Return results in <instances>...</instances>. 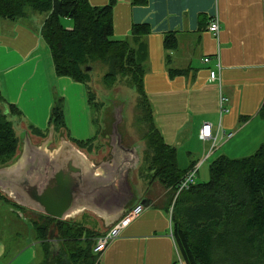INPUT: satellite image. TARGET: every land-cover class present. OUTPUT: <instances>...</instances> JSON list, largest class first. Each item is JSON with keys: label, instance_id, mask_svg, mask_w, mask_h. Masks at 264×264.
<instances>
[{"label": "crops", "instance_id": "0c3cea01", "mask_svg": "<svg viewBox=\"0 0 264 264\" xmlns=\"http://www.w3.org/2000/svg\"><path fill=\"white\" fill-rule=\"evenodd\" d=\"M88 1L101 6L109 0ZM113 15L118 39L133 42V24L145 23L151 28L142 37L147 45L144 87L156 125L168 145L177 150L184 147L188 158L195 155L202 160L220 152L248 156L264 143V116L260 113L264 104V0H116ZM32 18L28 25L0 19V91L7 101L1 109L13 122L20 140L15 158L6 165L39 148L53 152L66 140L100 166L113 157L110 142L98 137L107 138L106 121L102 119V128L95 122L82 83L56 74L49 47L40 34L45 17ZM213 18L220 22L216 36L208 30ZM64 22L71 27L70 20ZM171 31L176 32L178 46L167 61L164 36ZM206 56L211 57L209 62L204 61ZM170 67L188 72L171 78ZM211 70L218 74L216 81L210 80ZM56 97L63 99L65 126L50 136V113ZM221 97L226 98V110L220 107ZM9 103L20 114H10ZM204 123L212 124L213 138L201 139ZM91 139L88 146L78 145ZM122 145L135 151V163L127 176L133 198L106 216L115 218L108 225L91 210H83L72 219L89 214L91 224L105 231L118 215L122 217L128 208L147 198L150 206H145L101 253L100 264H174L178 249L171 235L170 209L176 194L172 200L170 188L141 169L138 150ZM201 145L209 146L202 159ZM6 215L11 222L5 221ZM23 215L0 203V264L35 262L38 245L32 224Z\"/></svg>", "mask_w": 264, "mask_h": 264}, {"label": "trees", "instance_id": "16d2710c", "mask_svg": "<svg viewBox=\"0 0 264 264\" xmlns=\"http://www.w3.org/2000/svg\"><path fill=\"white\" fill-rule=\"evenodd\" d=\"M115 3L116 0H109L105 5L95 6L88 0H0V19L28 25L32 16L45 14L40 34L49 47L58 76L80 82L86 89L100 70L101 82L107 90L117 88L122 80L136 90L138 120L144 123L146 142L141 169L148 170L153 179L170 188L173 200L184 174L200 160L187 169L180 168L177 148L164 141L144 87L147 45L142 37L151 28L145 23L133 24V42L116 38ZM67 19L71 27L65 25ZM177 46L176 32L166 33L167 61ZM168 72L173 78L187 74L188 70L170 67ZM88 92L89 102L96 105L92 89ZM5 103L0 91V166L15 158L20 142L13 122L1 109ZM8 106L10 114H20L16 106L11 103ZM110 106L111 111L121 115L122 106L115 108L113 101ZM260 113L264 116V104ZM49 125L55 131L65 126L62 98H55ZM34 131L40 133L38 129ZM92 141L78 145L85 147ZM209 170L208 181L194 182L180 191L173 202L172 237L184 264H264V143L245 157L220 155ZM0 203L18 214L28 210L35 215L31 224L38 248L33 264H100L101 253L94 249L96 238L106 230H99L88 218L58 220L17 204L1 191Z\"/></svg>", "mask_w": 264, "mask_h": 264}, {"label": "water", "instance_id": "95a60500", "mask_svg": "<svg viewBox=\"0 0 264 264\" xmlns=\"http://www.w3.org/2000/svg\"><path fill=\"white\" fill-rule=\"evenodd\" d=\"M114 125L110 141L113 157L100 166H95L71 142L62 140L53 152L39 148L12 165L1 166L0 191L19 205L58 220H69L83 210H91L110 224L115 218L106 216L133 198L127 176L136 159L134 149L122 145ZM53 132L52 125L50 136ZM141 203L151 204L147 198Z\"/></svg>", "mask_w": 264, "mask_h": 264}, {"label": "rangeland", "instance_id": "374dc122", "mask_svg": "<svg viewBox=\"0 0 264 264\" xmlns=\"http://www.w3.org/2000/svg\"><path fill=\"white\" fill-rule=\"evenodd\" d=\"M35 16H38V17L41 16L42 18H44L45 14L37 13ZM86 89H87V92L85 93V98L88 101V105H89L88 107H89L90 114L96 117L95 122L99 123V126L102 128L101 123H103L104 120L106 121V127L105 125L103 126L105 127V134L107 138L98 136L100 140H104L106 144L107 142L109 143L111 141V134L113 133V128L115 126L114 124H116L117 129L119 130L122 143L135 148L136 151L138 150V152L140 153L141 160H142L143 153L146 149V142L143 139L144 123L140 120V118L138 120V110L136 109L138 95H137L136 90L130 87L129 83L123 80L121 83L117 85V88L113 90H107L101 82V71L100 70H98V72L95 74V79L91 87L86 88ZM91 89H92V92L94 93L95 100L97 102L96 105L95 103H92V102L90 103L88 100L90 97L88 91H90ZM102 101L103 102L105 101L104 104L102 103ZM111 101H113V105H115V107L122 106L121 115L117 111L114 112L113 109L111 111V106H110ZM117 116H122V117L120 118ZM102 119H103V122H102ZM106 144H103V146L106 147ZM100 147H98L97 149H99ZM204 149L208 150L209 146H202V145L200 146V152L202 154L201 159L205 157V155H203ZM235 153H242V154H234L235 156L233 158L245 157L246 155L243 152H235ZM220 155H227V154L224 152H220L217 156L211 157L210 159L207 158L204 160L203 165L200 168V172H198L196 175L195 183L206 182L210 179L209 166ZM187 156H188V153L185 151L184 147L177 150V159H178L180 168H183L184 166L189 165L192 161H199L197 160L198 157H196L195 155L191 156V158H188ZM229 157H232V156L229 155ZM149 175H150V178H152L151 172H149ZM23 213L24 215L22 216V218L27 222H31L32 220L31 218L35 216L34 214H31L30 212H28V210ZM88 215H85L84 217L90 218L89 217L90 215L89 216ZM84 217L80 215L77 217V220L82 221ZM5 221L11 222L12 218L6 215Z\"/></svg>", "mask_w": 264, "mask_h": 264}, {"label": "built area", "instance_id": "2783aa9c", "mask_svg": "<svg viewBox=\"0 0 264 264\" xmlns=\"http://www.w3.org/2000/svg\"><path fill=\"white\" fill-rule=\"evenodd\" d=\"M208 30L213 33L215 36L218 35L219 31H220V22L218 20V18H213L209 25H208ZM211 59L210 56H206L204 58L205 62H209ZM219 68H221L220 64H219ZM218 78V74L216 71H210V80L212 81H216ZM226 98L221 97V103H220V107L222 110H226L224 108V103H225ZM232 133L228 134V137H231ZM201 139L205 140L208 138H213V127L211 123H204L202 125V129H201V134H200ZM208 156H206L207 158ZM202 159L200 160L197 164H195L191 169H189L184 176L182 177L179 186H178V190L176 192V195L184 190V189H188L190 188V186L195 182V177L196 174L201 166V164L204 162V160L206 159ZM145 205H143L141 202L136 203L134 206L128 208L123 216L117 220L116 222L113 223V225L105 231L104 234H102L101 236L96 238V245H95V251L97 253H102L104 250H106V248L108 247V245L116 238H118L123 231L128 228L130 226V224L136 220L145 210ZM171 214L173 211V206L170 209ZM171 235H172V230H171ZM176 264H184V261L181 257V255L179 254V252L177 253V257L175 259Z\"/></svg>", "mask_w": 264, "mask_h": 264}, {"label": "flooded vegetation", "instance_id": "af4514ba", "mask_svg": "<svg viewBox=\"0 0 264 264\" xmlns=\"http://www.w3.org/2000/svg\"><path fill=\"white\" fill-rule=\"evenodd\" d=\"M121 106H117V107H115V108H117V109H119Z\"/></svg>", "mask_w": 264, "mask_h": 264}]
</instances>
